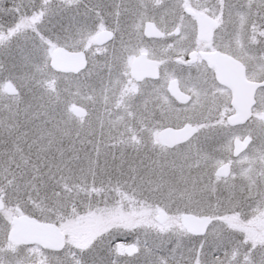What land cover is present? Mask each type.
Wrapping results in <instances>:
<instances>
[{
	"label": "snow or ice",
	"instance_id": "1",
	"mask_svg": "<svg viewBox=\"0 0 264 264\" xmlns=\"http://www.w3.org/2000/svg\"><path fill=\"white\" fill-rule=\"evenodd\" d=\"M0 264H264V0H0Z\"/></svg>",
	"mask_w": 264,
	"mask_h": 264
}]
</instances>
